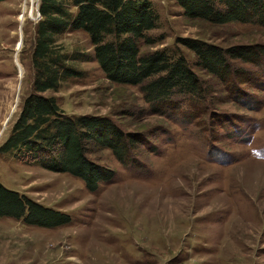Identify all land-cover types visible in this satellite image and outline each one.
Here are the masks:
<instances>
[{"label":"rangeland","instance_id":"obj_1","mask_svg":"<svg viewBox=\"0 0 264 264\" xmlns=\"http://www.w3.org/2000/svg\"><path fill=\"white\" fill-rule=\"evenodd\" d=\"M149 1L157 22L147 33L161 38L139 49L180 50L207 82L206 102L199 105L204 113L189 120L187 105L153 111L137 85L107 79L85 32L56 34L57 44L83 54L69 61L81 75L44 94L66 115L107 116L124 131L143 133L133 145L138 162L122 164L110 149L92 146L89 158L114 175L91 192L70 173L0 152L1 184L70 216L54 227L0 216V264H264L263 68L235 60L249 71L241 77L248 83L234 82L241 102L227 95L226 83L196 67L193 51L181 42L264 45V25L212 23L186 16L176 0ZM39 3L0 1V144L31 87ZM226 116L234 121H216Z\"/></svg>","mask_w":264,"mask_h":264},{"label":"trees","instance_id":"obj_2","mask_svg":"<svg viewBox=\"0 0 264 264\" xmlns=\"http://www.w3.org/2000/svg\"><path fill=\"white\" fill-rule=\"evenodd\" d=\"M3 1V0H0ZM189 17L212 23L256 22L264 25V0H176ZM41 18L35 25L30 55L32 82L0 152L13 151L23 162L67 172L95 191L114 171L89 158L92 146L111 150L120 163L138 162L133 145L139 132H127L112 119L99 115H66L54 96L63 80L81 72L69 61L83 56L56 43L55 35L81 30L88 35L96 63L112 82L137 85L145 103L160 114L188 106L189 120L204 113L207 82L192 69L177 48L141 52L139 44H155L160 38L147 32L156 27L157 15L149 0H40ZM181 42L195 55V66L221 84L227 95L244 96L235 83H248L249 71L235 60L250 62L264 71V45L221 47L201 39ZM262 74V73H261ZM235 82V83H234ZM202 109V111H199ZM196 110V111H194ZM232 123L230 116L216 120ZM142 140V139H141ZM140 140V141H141ZM0 216L21 219L25 224L54 227L70 216L45 206L0 183Z\"/></svg>","mask_w":264,"mask_h":264},{"label":"water","instance_id":"obj_3","mask_svg":"<svg viewBox=\"0 0 264 264\" xmlns=\"http://www.w3.org/2000/svg\"><path fill=\"white\" fill-rule=\"evenodd\" d=\"M38 2H40V0H38ZM38 8H39V5H38ZM37 8L38 12H39V9Z\"/></svg>","mask_w":264,"mask_h":264}]
</instances>
